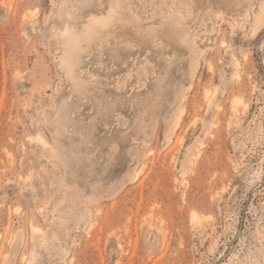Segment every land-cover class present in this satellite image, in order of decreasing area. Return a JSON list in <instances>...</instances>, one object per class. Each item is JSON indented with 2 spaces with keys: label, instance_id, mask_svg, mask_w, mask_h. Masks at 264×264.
<instances>
[{
  "label": "rangeland",
  "instance_id": "obj_1",
  "mask_svg": "<svg viewBox=\"0 0 264 264\" xmlns=\"http://www.w3.org/2000/svg\"><path fill=\"white\" fill-rule=\"evenodd\" d=\"M0 264H264V0H0Z\"/></svg>",
  "mask_w": 264,
  "mask_h": 264
},
{
  "label": "bare ground",
  "instance_id": "obj_2",
  "mask_svg": "<svg viewBox=\"0 0 264 264\" xmlns=\"http://www.w3.org/2000/svg\"><path fill=\"white\" fill-rule=\"evenodd\" d=\"M130 20L132 21L131 18ZM75 21L78 26L77 30L73 28L71 21H65L58 33L63 48L61 64L65 68L68 75L72 74L73 68L80 62V53L86 49L91 41L99 38H109L110 34L114 31L115 23L123 22L122 18L118 16L117 12L112 6L105 17L88 18V20L75 19ZM164 25L162 26L163 28L165 27ZM162 27L160 26V29H163ZM159 33L160 35H164L163 37L166 36V38L168 37L171 40L180 43V40L174 36L169 25L163 29V32ZM188 49L190 51L194 50L192 46H189Z\"/></svg>",
  "mask_w": 264,
  "mask_h": 264
}]
</instances>
